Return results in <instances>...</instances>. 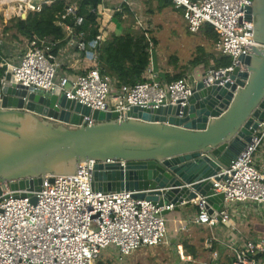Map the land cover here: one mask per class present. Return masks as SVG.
<instances>
[{"label": "built area", "instance_id": "2783aa9c", "mask_svg": "<svg viewBox=\"0 0 264 264\" xmlns=\"http://www.w3.org/2000/svg\"><path fill=\"white\" fill-rule=\"evenodd\" d=\"M66 1L64 12L56 21L66 39L59 52H78L88 63L86 68L72 78L58 77L57 56L51 53L53 44L30 35L24 41L25 52L16 64L6 58L3 60L5 73L9 72L11 81L27 88L28 92H49L58 87L66 98L91 111L118 112L119 119L124 118L131 107L185 106L195 83L202 80L203 75L205 86H209L225 72L231 73L235 67L242 69L239 58L249 55L253 47V24L245 19L249 0H170L173 8L182 12L189 33H198L204 25L212 27L216 35L215 51L228 57L230 65L210 68L197 80L186 76L171 83L158 80L148 66L145 82L118 89L114 80L101 71L102 46L120 35L107 32L109 25L122 26L125 8L132 12L134 3L141 0H118L108 10L103 9L106 1L101 0L96 10L89 11L106 18L98 22V33L89 41L88 33L78 30L83 23V18L77 14L81 0ZM44 3L24 0L22 16L27 11L39 12ZM15 6V11L19 12L20 4ZM1 12L6 14V11ZM68 18L71 25L64 22ZM3 83L4 77L0 89ZM84 121L91 126L95 122L90 117H85ZM258 160L261 165L257 167ZM95 164L93 160L80 162L73 175L47 174L42 177L37 192L11 191L9 182L0 185V264H97L102 253L109 249L116 250L121 260L140 249L164 243L167 220L162 212H173V205L160 208L150 201L135 198L129 191H94L91 182ZM218 176L217 181H212L214 192L223 195L217 217L208 214L204 198L198 196L189 203L196 207V214L180 221L181 225L193 224L211 230L220 223L234 233L236 223L245 219L243 212L234 210L235 206L248 203L254 208H264V119L236 161ZM32 197L36 198L35 203ZM249 234L250 239L241 238V241L233 238L223 241L211 234L206 239V249L216 259L218 251L212 250L214 244L224 247L233 258L231 264H264V229L260 231L259 225L253 223ZM177 252L183 260L182 246H178Z\"/></svg>", "mask_w": 264, "mask_h": 264}, {"label": "water", "instance_id": "95a60500", "mask_svg": "<svg viewBox=\"0 0 264 264\" xmlns=\"http://www.w3.org/2000/svg\"><path fill=\"white\" fill-rule=\"evenodd\" d=\"M249 1L245 19L253 24V47L239 58L243 68L209 86L203 75L183 107H131L119 119L118 112L91 111L66 98L58 87L28 92L6 72L0 185L37 192L43 176L73 175L78 163L93 160L94 191H129L174 211L201 196L216 218L223 195L212 181L236 161L264 119V0ZM85 117L95 121L92 126Z\"/></svg>", "mask_w": 264, "mask_h": 264}, {"label": "trees", "instance_id": "16d2710c", "mask_svg": "<svg viewBox=\"0 0 264 264\" xmlns=\"http://www.w3.org/2000/svg\"><path fill=\"white\" fill-rule=\"evenodd\" d=\"M12 6L17 5L16 2L20 0H7ZM1 2H4L1 0ZM145 5L150 6L152 2H155L157 11H162L167 8H171L174 12H179L182 17V12L173 8L170 0H141ZM5 3V2H4ZM66 0H53L50 5L43 4L39 12H25L24 5L21 2V9L18 11L9 9L6 14L0 11V24L2 29L0 32V41L2 46L0 47V82L5 75L6 67L3 64L5 59L4 49L6 48L7 33L14 31L11 39L13 41L20 40L22 38H28L30 35L43 39L46 43L53 44L51 53L54 56H58L60 48L64 45L66 39L63 30L56 25V21L59 16L63 14ZM101 3V0H81L79 2L78 16L83 18L82 25L78 30L88 33L87 40H92L98 33V21L95 13L90 12V9L96 10ZM134 14L125 8V17L123 19L121 33L118 37H113L110 41H107L102 46L100 56V68L101 71L112 79L116 80L114 86L121 88L122 86H134L138 83H143L145 79V71L148 68L153 53H149V50L154 49L157 45L155 38L149 36L147 30H141L135 25ZM64 22L67 25H71L70 18L65 19ZM187 31V30H186ZM209 39L216 41V35L211 26L206 25L201 30ZM188 32V31H187ZM189 33V32H188ZM25 41V40H24ZM9 42V41H8ZM150 44L152 49L150 48ZM173 62L177 63L178 59L173 58ZM198 65L204 67L212 66L215 69H222L230 65V59L228 57L217 56L214 53H202L198 49V54L187 62L186 68H183L177 73H166L162 76L158 75V80L166 83H171L180 78H185V71L187 68H195ZM190 205V204H186ZM185 205V206H186ZM172 245L176 246L175 239L172 240ZM183 254L191 259L198 257L197 250L194 246L187 242H182ZM224 247L214 245L212 250L218 251V258L216 264H231L233 258L225 253ZM226 259V262H220L221 257ZM97 264H103L98 259Z\"/></svg>", "mask_w": 264, "mask_h": 264}, {"label": "rangeland", "instance_id": "374dc122", "mask_svg": "<svg viewBox=\"0 0 264 264\" xmlns=\"http://www.w3.org/2000/svg\"><path fill=\"white\" fill-rule=\"evenodd\" d=\"M3 1L5 4L0 1V9L11 5V1ZM16 3L20 4L21 2L19 1V3ZM132 12L134 13L133 16L135 19V25L141 30H147L149 36L155 38L157 45L154 46V49H152V53L153 56L155 53L157 58L160 60L159 66L161 69H170L172 73L179 72L183 68H186L187 62L198 54V49L200 50V54L205 52L221 56L215 51V42L213 39H209L201 31L206 25H204L196 34L188 33L179 12H174L171 8L157 11L155 2H152L150 6L145 5L141 1L135 2ZM114 27L116 28L117 26L114 25ZM121 28V25L116 28L118 29V33H121ZM1 29L2 24H0V32ZM12 34H14V31H9L7 33L8 38L6 39L7 42L4 53L5 57L9 58L10 62L16 64L18 62V58L24 53L25 38L20 37V40L18 41H13L12 39L10 41ZM173 58H177L178 62L174 63ZM57 62L59 65V77L64 75V70L63 65H60L61 60L57 59ZM81 67L84 68V65H81ZM194 69L195 68H193V70ZM66 72H68V70ZM187 77L191 78V75L190 77ZM260 165L261 162L258 160L257 167ZM234 210L237 211V213L242 210L245 214V219H241L240 221L242 225L245 226L238 229L240 234H238L237 237L235 236L237 234L235 232L236 230H234L235 233L229 229H226L224 233L220 232L219 230H223L225 227L220 223L211 230L205 227L204 229L193 224L181 225L179 223V219L185 217L186 221L190 218V215H195L197 212L196 207L193 204H190L180 206L178 210L165 215L167 220V236L162 245L153 248L140 249L131 256L121 260L117 256L116 250L109 249L104 251L99 259L103 264H216L217 258H213L211 255L212 252H209L205 245L206 239H208L211 234H214L218 238L224 239L225 241H230L232 238L237 240L239 239L240 241L241 238L250 239L249 227H247V225H249L252 221L256 223L258 222L260 225L262 223V219H264V208H254L253 206H249L248 203L235 206ZM231 214V211H228L229 217H232ZM222 235H224V238ZM174 239L177 244L176 246L172 245V240ZM183 241L196 248L198 253V257L196 259H191V257L188 259V257L184 254V259L182 260L180 258L177 250L178 246H181ZM224 251L227 253L226 249H224ZM220 257L221 259L219 263L226 262L225 257Z\"/></svg>", "mask_w": 264, "mask_h": 264}, {"label": "crops", "instance_id": "0c3cea01", "mask_svg": "<svg viewBox=\"0 0 264 264\" xmlns=\"http://www.w3.org/2000/svg\"><path fill=\"white\" fill-rule=\"evenodd\" d=\"M35 1L38 2V3H44V2H46L48 0H35ZM105 1L106 2L104 4V6H103V9L106 8L107 10L108 9H111L112 7H114L118 3V0H105ZM20 2L23 3L24 0H22V1L20 0ZM18 3H19V1H18ZM9 9L16 10V6H12V5L9 6L8 5L6 7H2L0 9V11L3 10V11H6V13H7ZM97 18H98V22L100 23V22L104 21V19L106 17L102 18L101 15H99V16H97ZM116 28H118V26ZM116 28L114 27V25L110 24L109 27H108L107 32H109L110 34H113V33L116 34L117 33V30H118ZM119 34H120V32H119ZM24 52H25V45H24ZM57 59L58 60H61V64L60 65H63V70H64L63 74L64 75H62V76L67 75L69 78H72V76H74L75 74L81 73L82 70L85 69L86 66L88 65V63L81 58V55L78 54V52L76 53L74 51L65 52V53L60 52L58 54V56H57ZM6 60H9V58H6ZM159 63H160V60L157 58V55L154 53L153 58L151 57V61H150V64H149V68H151L153 70V74L157 77V79H158V75L159 76H162L163 74H166V73H172L170 69H167V70L166 69H161L160 66H159ZM81 65H84V68H82ZM210 68H212V66L204 67L203 65H198V66L195 67L194 70H193V68L186 69L184 75L189 76V77L191 75V79L197 80V79H199L202 76V74L205 71H207ZM67 70H68V72H66ZM113 80H114V84H115L116 83V80L114 78H113ZM185 205L186 204H184L182 206H185ZM239 212L242 213L243 211L240 210ZM191 216H193V215H190V217ZM263 218H264V216H263ZM184 220H185V217H182L181 219H179V222L180 221H184ZM238 221H240V220H238ZM253 223H256V222H254V221L250 222V224H253ZM250 224L247 225V227H249ZM256 224L259 225L258 222ZM242 226H245V225H242L241 222H237L236 223V227H235V230L236 231L235 232L237 234L235 236H237L238 234H240L238 232V229H241ZM202 228H204V227H202ZM226 229H228V228L225 226L223 230H219V231L222 232V233H224V231ZM259 229H260V231H263V229H264V219H262V223L259 225ZM222 236L224 238V235H222ZM223 241H225V240L223 239Z\"/></svg>", "mask_w": 264, "mask_h": 264}]
</instances>
